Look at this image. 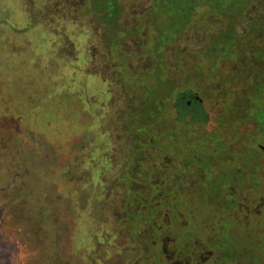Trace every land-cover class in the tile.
I'll return each instance as SVG.
<instances>
[{
	"label": "rangeland",
	"instance_id": "rangeland-1",
	"mask_svg": "<svg viewBox=\"0 0 264 264\" xmlns=\"http://www.w3.org/2000/svg\"><path fill=\"white\" fill-rule=\"evenodd\" d=\"M55 1L34 0L30 15L32 6L26 0H0V264H132L136 257L125 250L127 238L111 218L113 198L107 184L116 155L130 152L125 139L134 122L123 121L128 118L123 119L127 96L144 93L139 90L145 85V72L135 50L143 45L158 60L155 36L161 28L164 33L170 29L168 16L174 15L197 37L205 10L190 14L183 0H176L170 11L154 7L159 17H151L148 34L143 24L123 29L107 25L108 15L99 14L95 32L88 28L83 7L68 18L57 14V33L39 15L48 2L55 7ZM135 17L139 22L147 15ZM224 20L227 30L231 21ZM260 20L263 29V15ZM128 34L132 42L121 49L119 40ZM157 71L150 67L145 74ZM146 115L141 122H146ZM255 169L258 174L249 184L263 185L264 162ZM248 188L253 191L243 184L239 192L246 195ZM119 191L130 197L129 190L118 184L112 195ZM134 194L140 201L141 193ZM194 198L201 205L192 223L202 227L204 219L213 222L217 215L211 205L205 206L204 195L196 191ZM225 213L218 214L223 216L220 222L215 219L219 226L235 224L232 227L245 232ZM259 218L245 235L235 237L256 251V259L264 255V215ZM128 220L122 224L133 232L137 227ZM206 235L199 232L198 238ZM183 242L178 237L176 245L181 248ZM135 248L144 255L139 243Z\"/></svg>",
	"mask_w": 264,
	"mask_h": 264
},
{
	"label": "trees",
	"instance_id": "trees-1",
	"mask_svg": "<svg viewBox=\"0 0 264 264\" xmlns=\"http://www.w3.org/2000/svg\"><path fill=\"white\" fill-rule=\"evenodd\" d=\"M136 1L139 5L131 4L130 0L128 3L125 0H56L55 7H52L50 2H48L45 9L40 10L39 15L42 21L46 22L48 25L50 24L53 31L57 30L56 32L59 33L58 29L54 26L56 22L54 17L57 16V14H63L67 18L75 14L78 15L81 13L82 8L85 7V14H87L90 20V26L88 24V28L95 32L99 30L96 21V15L99 14L103 15V17L108 15L109 21H105L107 25L115 26V24H117L124 29L140 23L145 27V33L149 34L150 30L147 28L148 22L152 20L151 17L154 19L159 17L158 13L154 11L153 8L158 7L162 12L168 8L170 11L172 9V4L177 3L176 0ZM183 1L190 14L205 8L207 9L206 13L211 15V21H221L225 24L224 19H230L231 24L229 28L225 30L220 37L230 39L228 43L231 45L236 41H231V38L236 37L237 41L240 39L239 35L241 34L236 31L240 18L248 12L254 13L260 11L259 18H254V28L245 36L263 40L264 43V27L261 26L263 29H260V16H264V0H247V4L245 0ZM26 2L30 3L32 6H30V15H33L34 0H26ZM129 7L131 10H128ZM137 14L142 16L147 15L148 18L145 19L143 17V19L138 22L135 17ZM145 21L146 23L144 24ZM119 22L120 24H118ZM167 22H170V29L168 28L165 33L157 34L158 41L156 44L159 45L160 48L158 60H156V57H154L151 51H145L143 45H141V48L139 47L135 50L137 52L136 61L141 63H139V67L142 68L143 73L150 70V67H156L158 71L154 74H141L142 77L144 76L143 82L145 81V85L140 86L142 89L139 91L144 92L141 96L137 94L133 95L128 92L129 94L126 100L127 110L124 113V118L126 115H128V118L126 117L123 121L126 122L127 120V122H129L130 119L131 122H134L132 124L134 125V130L129 132V138L126 137L127 139H125L128 141L130 152L133 153L120 156L123 160L119 158V160L115 161L116 165L120 164V166L117 167L111 175V183L107 186V194L109 197L112 196L113 198L112 215L114 220L118 221L122 226L123 220H133L131 222L135 223L137 229L131 232L127 230V225H124L122 231L124 235L128 237L130 243H133L134 248L138 243L141 245V248H143L144 255L140 253L141 255L138 256V261L141 262L142 259H150L153 260L152 264H168L166 263L167 258H165L164 261H159L158 243L155 241L160 234L159 226L160 223L162 224L161 215L164 212H169L173 217L179 216L181 212L188 213L186 217L191 218V216H193L194 220V217L196 218V214H198V205H201L198 199L194 198V194L197 191V194L204 195V198H206V200L204 199L205 206L208 207L211 205L210 209L216 212L215 215H217L215 219L220 222L221 220L218 214L221 211H226L230 203V200L226 199V196L222 194L223 189L221 188L210 189L203 186L204 182H198L200 186L194 188L193 186L191 187L190 185L184 184L185 182L183 180H179L182 177H185L184 180H188L201 176L205 165L204 156L206 157L208 152H210L207 142L212 137L209 136V131L203 124L182 121L175 116L172 109L171 101L174 94L172 87H174L175 84L172 79L173 75L169 70V59H166V56H171L176 52L182 54L187 53L188 48L181 47L179 49L178 45L179 50H177L174 36L176 32H180L181 34L182 31H185L186 26L180 23V20L176 19L174 15L168 16ZM163 30L164 29L161 28L158 32ZM105 32H107V29ZM220 37L218 36V38ZM131 39L132 36L130 34L123 36L119 40L121 49L126 50V48L129 47V43L132 42ZM142 43L144 44L145 41H142ZM137 46L138 45L135 44V47ZM260 46L264 45L261 44ZM232 50L233 49L227 45L226 51L231 52ZM246 52L248 53V51ZM259 52H264V50H259ZM130 65L132 66L131 63ZM262 78L263 76L259 74L253 83V86H257L259 91L263 82L261 80ZM148 81L154 83L153 86L150 87ZM154 85L157 86L154 87ZM131 92L133 91L131 90ZM254 94L255 93H253V95ZM248 97L247 93L243 95V98L246 100ZM143 114H147L146 122H141ZM135 142H137V144ZM178 142L181 143V147ZM215 156L218 159L217 154ZM259 164L262 163L259 162ZM248 167L251 166L249 165ZM255 167L256 165L247 172H249V174L252 173L250 171L258 172ZM178 171L181 172L178 176L182 177L177 178ZM246 175L248 174H243V176ZM248 176L249 182L251 177L250 175ZM193 181L194 180H192V184ZM117 184L120 185L121 188L128 189L130 197H124L122 191L115 192L112 195L113 189ZM136 191L141 193L140 201H138V195L134 194ZM145 203H148V207H145ZM188 206L193 208L192 214H190V208ZM215 219L213 222H208L207 219L202 221V224L205 226L212 225L217 232V235L212 237V243L222 241L223 244L226 243L227 246H235L236 243L233 244V241L237 240L235 239L237 235L234 236L226 232L227 228L222 231L221 226L216 223ZM137 224H139V227ZM231 225L235 226V224ZM184 231L181 232L182 235H177L176 242L178 237L183 239L184 242L181 248H176L178 250H176V255L173 259L179 258L184 264H190L187 262L191 260L192 250L190 247L193 244L197 246L196 239H198L199 233L193 234ZM222 234L225 237L222 238ZM199 239L203 240L201 237ZM231 239L233 240L231 241ZM236 242L237 244L239 243L238 240ZM175 244L169 245V249L172 248L173 245L175 247ZM221 249L225 250L224 254L228 256L229 260H235L236 253L234 250ZM162 252L165 254V250L162 249L161 253Z\"/></svg>",
	"mask_w": 264,
	"mask_h": 264
},
{
	"label": "flooded vegetation",
	"instance_id": "flooded-vegetation-1",
	"mask_svg": "<svg viewBox=\"0 0 264 264\" xmlns=\"http://www.w3.org/2000/svg\"><path fill=\"white\" fill-rule=\"evenodd\" d=\"M202 10L205 12L200 15V18L204 23L203 25L199 23L197 26L196 30L199 33L197 37L193 36L192 31L189 32L187 27L181 34L174 33L177 50L187 47L188 52L184 54L176 52L169 59L172 63L169 70L175 84L172 87L174 94L171 106L178 119L205 126L209 136L212 137L207 142L210 152L206 153V157L204 156L205 165L201 176L184 180L185 177L178 176L181 173L178 171L177 178L182 177L179 180H183L184 184L194 188L204 182L203 186L210 189H223L222 194L230 200L225 211L226 216L234 219L245 231L242 232L229 224L226 232L234 236L245 235L250 223L258 222L259 217L264 215V184L259 185L257 181L256 185L248 184V175L253 179L258 172L250 171L252 172L250 174L247 172L253 166L257 167L259 162H264V52H259L264 50V46H260L264 43L263 40L245 36L254 28V18H259L260 11L248 12L240 18L236 27V31L241 34L240 39L237 41L236 37L231 38V41L236 40L231 45L228 43L230 39L220 37L226 30L225 24L221 21H211V15L206 13L207 9ZM158 33L162 34L164 31ZM155 38L157 42V35ZM227 45L234 51H226ZM259 74L263 76L260 91L253 86ZM246 93L249 97L244 104L240 100H243V95ZM229 133H231L230 136L227 135ZM132 153L116 155L114 165L116 166L115 161L119 160L120 156ZM249 165L251 167H248ZM244 173L248 175L243 176ZM192 180H194L193 184ZM109 183L111 180L108 181L107 186ZM243 184L251 187L253 191L248 188L246 195L240 193L239 191H243L240 189ZM254 194L257 196L254 197ZM111 208V218L114 220L113 205ZM189 208L192 214L193 208ZM199 209L200 205H198ZM168 214L169 212L166 211L161 215L160 234L155 240L158 243L159 261L167 258L168 264H184L181 259H173V257L178 250L175 244L177 235H182L181 232L185 230L184 232L193 234H198L200 231L203 235L207 234L204 240L196 239L197 246L193 244L190 247L191 260L187 261L190 264H262L261 262H264V255L256 259L254 256L256 251L240 240L235 246H227L222 241L212 243V237L217 235L212 225L196 226L192 223L193 216L186 217L188 213L181 212L176 217ZM222 219L223 216H220V220ZM114 223L119 227L120 234L125 236L122 231L123 226L118 221L114 220ZM221 229L224 231L225 228L221 226ZM126 238L128 244L125 250L136 257L132 264H142L138 261L140 252L128 246L130 241L128 237ZM173 243L176 246L173 245L169 249V245ZM221 248L234 250L235 260H229L224 254L225 250ZM162 249L165 250V254L161 253ZM242 257L246 259L243 260Z\"/></svg>",
	"mask_w": 264,
	"mask_h": 264
}]
</instances>
